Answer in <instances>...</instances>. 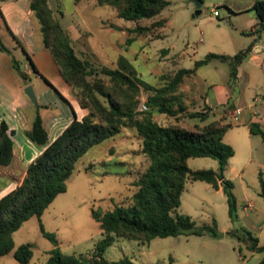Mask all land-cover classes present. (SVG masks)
I'll return each instance as SVG.
<instances>
[{
	"label": "rangeland",
	"instance_id": "1",
	"mask_svg": "<svg viewBox=\"0 0 264 264\" xmlns=\"http://www.w3.org/2000/svg\"><path fill=\"white\" fill-rule=\"evenodd\" d=\"M252 1L203 0L200 13L193 16L194 0H168V6L158 16L131 22L118 17L116 7L96 5L95 0H80L76 6L74 0H60V12L56 11L54 17L66 32L72 27L81 32L83 37L74 40L78 45L72 42L80 56L96 66L120 68L144 83L160 87L177 70L192 68L195 61L209 53L233 55L252 41L264 44V30L249 32L250 19L255 13L249 9L235 10V7H248ZM214 10L217 15L213 14ZM160 19H166V24L151 32L138 35L126 31L136 24L147 26ZM0 31H3L1 27ZM0 35L8 43V35L4 32ZM11 51L22 66L24 60L20 56L24 54ZM253 54L255 59L239 65L236 77L230 75L229 64L218 59L199 66L192 75L185 76L172 93L175 97L173 108L181 104L183 111L177 117L154 114L155 120L162 124L178 123L184 128L202 126L222 116L223 122L230 125L223 139L234 149L224 171V176L232 180L234 186L236 205L231 216L223 191L200 180L186 182L176 209L177 213L189 215L196 226H211L214 222L222 237L181 234L156 237L145 245L120 237L105 250L106 258L116 260L127 255L138 264L259 263L264 252H250L242 239L226 234L233 230L243 238L247 230L259 243L264 242V189L261 186V180L264 182V140L259 134L250 133L248 124L238 123L229 114L233 106L264 113V47L257 52L253 50ZM39 82L45 87L44 81ZM148 93L141 87L139 111L149 109ZM142 104L145 110H140ZM203 111L207 113L204 119L187 116ZM148 163L140 151V138L134 129L124 128L114 138L93 146L76 164L66 190L57 194L43 211L44 229L56 236L63 252L87 253L102 237L92 209L103 212L111 209L114 203L123 202L132 193V181ZM187 165L191 170L218 171V162L211 157H190ZM12 239L14 248L24 243L32 244L33 255L26 264L43 263L53 247L41 233L36 216L25 221L12 234ZM0 264L20 263L14 259L12 250L0 256Z\"/></svg>",
	"mask_w": 264,
	"mask_h": 264
},
{
	"label": "trees",
	"instance_id": "2",
	"mask_svg": "<svg viewBox=\"0 0 264 264\" xmlns=\"http://www.w3.org/2000/svg\"><path fill=\"white\" fill-rule=\"evenodd\" d=\"M203 1V0H202ZM96 5H110L117 8L118 17L131 22L152 19L168 6V0H95ZM29 8L41 35V44L48 50L57 64L62 78L69 84L80 107L87 109L81 119L76 116L51 142L48 131L38 112V104L32 125L25 131L35 145L44 146L42 152L26 167L21 182L0 197V256L13 250V257L20 264H26L33 255L32 244L24 243L14 248L12 234L30 217L36 216L43 236L53 247L47 252V259L41 264H138L130 256L116 260L104 256L105 250L116 238L133 239L138 244H148L153 238L185 235H206L221 238L222 233L213 225L196 226L187 214L177 213L181 194L187 181H204L214 189L223 191L231 216L236 205L232 180L224 176L228 159L234 154L231 144L223 136L229 124L221 119L202 126L184 128L178 123L162 124L154 114L177 117L183 111L181 104L173 108V91L185 76L212 59L229 64L230 75L236 77L239 65L249 55L254 41L233 55L209 53L197 60L192 68H182L170 77L163 86L157 87L142 82L131 72L120 68L96 66L86 57L80 56L68 33L62 29L53 15L47 0H30ZM258 20V28L251 33L264 30V0H254L251 8ZM164 19L150 25L136 24L127 33L142 34L165 25ZM20 46L31 68L35 70L30 56L19 40ZM128 38L126 42H130ZM0 51H11L0 39ZM15 71L29 83L27 75L13 57ZM36 71V70H35ZM43 80L53 87L48 80ZM141 87L148 91L146 111L137 109ZM206 112H191L187 116H200ZM124 128L134 129L140 138V151L149 163L146 169L132 181V193L120 203H114L109 210L100 212L92 209L93 219L98 223L102 237L87 253L63 252L56 236L44 229L41 222L43 211L57 194L66 190L68 178L81 157L93 146L114 138ZM7 125L0 121V166H7L12 160L14 143L7 132ZM252 134H259L264 140V129L258 122L249 125ZM190 157H211L218 162V171L212 169L191 170L187 165ZM89 167L86 168V170ZM264 189V182L261 180ZM226 234L238 237L247 244L250 252H264V242L250 231L239 237L233 230ZM258 264H264V256Z\"/></svg>",
	"mask_w": 264,
	"mask_h": 264
},
{
	"label": "crops",
	"instance_id": "3",
	"mask_svg": "<svg viewBox=\"0 0 264 264\" xmlns=\"http://www.w3.org/2000/svg\"><path fill=\"white\" fill-rule=\"evenodd\" d=\"M29 1L0 0V27L3 30L0 33L4 32V34L8 35V43L10 45L6 40L2 39L1 35L0 39L10 51L12 49L18 50L23 55L20 46L12 37L13 34L26 49L34 64L36 71L31 68L25 56H20L24 62L22 66H19L27 75L28 84H31L33 87L37 105H40L38 112L48 131V141L51 142L62 132L74 116L77 119H81L87 111L79 106L77 100L72 95L71 87L62 78L51 54L43 48L39 28L29 8ZM59 1L47 0L54 16L56 15V11L60 12ZM79 2L80 0H74L75 6ZM253 2L254 0L248 7H235V10L239 12L248 10L251 8ZM60 15L62 14L60 13ZM164 20L166 21V19ZM257 26L258 20L255 16L250 19L251 29L249 32L256 30ZM67 33L74 45H78L76 44L78 42H74V40L78 41L83 37L80 34L81 32L75 27L68 28ZM261 47H264V44L260 45L259 42H254L249 55L244 61L255 59L256 55L253 54V50L257 52ZM13 57L15 58V55L12 51L11 54L0 51V121L6 123L8 127L7 132L14 143L10 164L0 166V197L14 189L21 182L27 165L44 149V146H38L31 142L25 134V131L32 125L37 112V105L35 106L25 95L24 88L28 84L15 71ZM43 77L53 87L47 85ZM39 80L46 83L45 87H42ZM262 103L264 104V99ZM236 110H239V114L235 119ZM229 114L238 123L248 124L249 131V125L252 122H258L260 127L264 129V113L257 114L256 112H252L251 109L249 110V107L245 109L241 106H233Z\"/></svg>",
	"mask_w": 264,
	"mask_h": 264
},
{
	"label": "water",
	"instance_id": "4",
	"mask_svg": "<svg viewBox=\"0 0 264 264\" xmlns=\"http://www.w3.org/2000/svg\"><path fill=\"white\" fill-rule=\"evenodd\" d=\"M194 2H195V11L193 13V16L198 15L200 13V7L202 5V0H194ZM24 93L28 97V99L36 106L37 99H36L35 92L31 84H28L27 86H25Z\"/></svg>",
	"mask_w": 264,
	"mask_h": 264
},
{
	"label": "built area",
	"instance_id": "5",
	"mask_svg": "<svg viewBox=\"0 0 264 264\" xmlns=\"http://www.w3.org/2000/svg\"><path fill=\"white\" fill-rule=\"evenodd\" d=\"M213 14H214V15H217V11L214 10V11H213ZM145 109H146V106H145L144 104H142L141 107H140V110H145ZM238 114H239V110H236V111H235V116H234L235 119L237 118V115H238Z\"/></svg>",
	"mask_w": 264,
	"mask_h": 264
}]
</instances>
